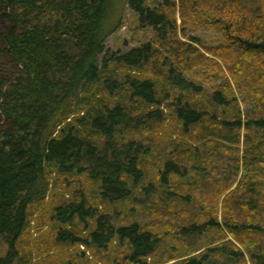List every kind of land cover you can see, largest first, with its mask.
<instances>
[{
  "label": "trees",
  "instance_id": "obj_1",
  "mask_svg": "<svg viewBox=\"0 0 264 264\" xmlns=\"http://www.w3.org/2000/svg\"><path fill=\"white\" fill-rule=\"evenodd\" d=\"M126 7L152 37L109 51ZM0 238V264H264V0H0Z\"/></svg>",
  "mask_w": 264,
  "mask_h": 264
},
{
  "label": "rangeland",
  "instance_id": "obj_2",
  "mask_svg": "<svg viewBox=\"0 0 264 264\" xmlns=\"http://www.w3.org/2000/svg\"><path fill=\"white\" fill-rule=\"evenodd\" d=\"M197 36L202 40H208L216 37L215 34L209 30H200ZM152 37L150 30L141 31L135 27V15L128 7L124 9L122 27L110 35L106 40V49L109 51H126L135 48L139 43L148 41ZM206 88H210L209 86ZM246 111V108H243ZM6 245L0 238V255L6 250ZM84 249L83 247H80ZM89 256V252H86Z\"/></svg>",
  "mask_w": 264,
  "mask_h": 264
}]
</instances>
